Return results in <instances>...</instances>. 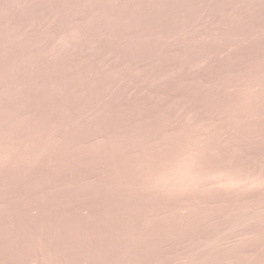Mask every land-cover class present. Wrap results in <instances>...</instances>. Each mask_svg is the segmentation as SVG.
I'll return each instance as SVG.
<instances>
[{"label":"rangeland","instance_id":"1","mask_svg":"<svg viewBox=\"0 0 264 264\" xmlns=\"http://www.w3.org/2000/svg\"><path fill=\"white\" fill-rule=\"evenodd\" d=\"M0 264H264V0H0Z\"/></svg>","mask_w":264,"mask_h":264}]
</instances>
